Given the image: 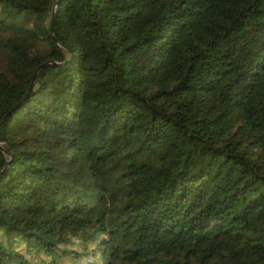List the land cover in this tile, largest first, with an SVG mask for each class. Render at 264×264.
Returning <instances> with one entry per match:
<instances>
[{
  "label": "trees",
  "instance_id": "trees-1",
  "mask_svg": "<svg viewBox=\"0 0 264 264\" xmlns=\"http://www.w3.org/2000/svg\"><path fill=\"white\" fill-rule=\"evenodd\" d=\"M0 122V264H264V0H0Z\"/></svg>",
  "mask_w": 264,
  "mask_h": 264
},
{
  "label": "water",
  "instance_id": "water-1",
  "mask_svg": "<svg viewBox=\"0 0 264 264\" xmlns=\"http://www.w3.org/2000/svg\"><path fill=\"white\" fill-rule=\"evenodd\" d=\"M55 6H56V2L53 4V8H52V11H51V13H50V20H49V26H48V32H49L50 34H51V31H52V21H53V18H54ZM44 64H45V63L40 64V65H38V66L35 68V70H34V72H33V75H32V79H31V81H30V83H29L28 89H29L30 87H32L38 69L41 68ZM0 123H1V122H0Z\"/></svg>",
  "mask_w": 264,
  "mask_h": 264
},
{
  "label": "rangeland",
  "instance_id": "rangeland-1",
  "mask_svg": "<svg viewBox=\"0 0 264 264\" xmlns=\"http://www.w3.org/2000/svg\"><path fill=\"white\" fill-rule=\"evenodd\" d=\"M27 54H32V50H27ZM34 262V261H33ZM36 264H43V263H36ZM44 264H49L48 259L44 261ZM60 264H64L63 262H60Z\"/></svg>",
  "mask_w": 264,
  "mask_h": 264
}]
</instances>
